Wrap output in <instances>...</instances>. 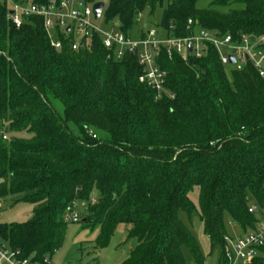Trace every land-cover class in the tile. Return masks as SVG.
Segmentation results:
<instances>
[{
    "label": "trees",
    "instance_id": "obj_1",
    "mask_svg": "<svg viewBox=\"0 0 264 264\" xmlns=\"http://www.w3.org/2000/svg\"><path fill=\"white\" fill-rule=\"evenodd\" d=\"M197 1L166 0L163 31L186 36L193 19L234 40L264 35V0H214L202 9ZM162 3L108 0L102 14L129 36L138 15ZM232 4L242 8H213ZM7 15L0 0V198L21 194L34 206L30 220L0 224V237L17 258L45 264L63 244L65 209L88 202L94 188L95 203L81 219L100 226V246L118 223L131 225L129 236L137 240L121 264H186L183 246L202 264L177 218L178 210H192L194 187L203 232L212 249L221 247L220 261L225 213L243 233L255 229L264 216V78L250 62L241 70L225 67L212 47L186 60L161 54L174 97L156 100L139 82L136 58H115L98 35L77 50L60 35L56 49L41 17L27 16L16 27ZM7 129L31 136L2 139ZM248 264H264V247Z\"/></svg>",
    "mask_w": 264,
    "mask_h": 264
},
{
    "label": "built area",
    "instance_id": "obj_2",
    "mask_svg": "<svg viewBox=\"0 0 264 264\" xmlns=\"http://www.w3.org/2000/svg\"><path fill=\"white\" fill-rule=\"evenodd\" d=\"M4 1L8 8V20L16 27H19L23 18L27 16L41 17L50 44L56 49L62 47L60 35L71 40L72 50H77L83 42L98 35L102 46L115 58H121L127 54L133 55L142 67L139 82L154 91L156 100L163 96L174 97L165 87L167 72L158 63L161 54H165L169 60L173 55L186 60L189 56L200 58L208 47H212L216 50L223 66L241 70L246 62H250L258 75L264 78V49H262L264 35L255 37L254 42L250 41L253 35H241L238 40H234L230 34L210 31L203 28L197 20L188 19L186 36L165 33V37L158 38L156 32L150 29L146 31L144 37L133 40L121 30H115L113 27L104 30L96 24L97 19H94L92 11L94 2L91 6H87L81 0H50L45 4H35L30 1ZM229 56L234 57V63L230 62ZM5 138L2 134V139ZM78 203L79 201H74L65 209L63 213L65 223L80 221L81 215L77 211ZM94 203L95 200L90 204ZM248 211L254 213L257 209L255 206H250ZM262 247H264V216L259 219L254 230L245 232L234 239L229 236L224 237L220 264H248L261 255ZM43 262L50 264L48 258H45ZM0 264L36 263L29 258H17L16 253L12 252L0 237Z\"/></svg>",
    "mask_w": 264,
    "mask_h": 264
},
{
    "label": "rangeland",
    "instance_id": "obj_3",
    "mask_svg": "<svg viewBox=\"0 0 264 264\" xmlns=\"http://www.w3.org/2000/svg\"><path fill=\"white\" fill-rule=\"evenodd\" d=\"M107 5L108 0H98ZM214 0H199L196 8H208ZM93 2L86 3L91 6ZM166 7V0H163L161 6H156L152 12L146 7L134 20L129 30V36L133 40L140 38L142 33L147 30H154L156 37H165V32L161 26L163 9ZM222 13H227L231 9H240L242 5L232 4L227 7H213ZM66 11V10H64ZM65 13V12H64ZM102 29L114 28L119 29L117 19L106 22L103 14L95 20ZM56 111L62 112L59 103L55 104ZM73 133L77 134L78 130L73 124H69ZM4 135L10 140L12 138H29L31 134L27 132H16L7 129ZM22 195H8L0 198V224L21 223L32 218L34 206L21 201ZM192 203V210L186 212L178 210L177 218L181 221L187 230L193 236L196 246L202 257V264H220L221 247L217 246L213 249L209 240L203 232V224L199 216L198 208V188L194 187L188 194ZM97 198V191L92 190L87 203H78V213L83 217L86 215V207ZM224 231L226 236L236 238L241 233L239 226L234 223L226 213L223 216ZM131 225L126 223H118L115 225L113 232L105 246H100L99 238L101 229L99 225L92 226L80 219L76 223H67L64 240L62 246L51 256L48 257L50 264H121L129 255L130 251L136 246L137 240L129 236ZM182 254L186 264H197L189 249L182 247Z\"/></svg>",
    "mask_w": 264,
    "mask_h": 264
},
{
    "label": "water",
    "instance_id": "obj_4",
    "mask_svg": "<svg viewBox=\"0 0 264 264\" xmlns=\"http://www.w3.org/2000/svg\"><path fill=\"white\" fill-rule=\"evenodd\" d=\"M103 8H104V2L97 1V2L93 3L92 11H93L94 19H98L100 17ZM67 30H69V28H67ZM250 41L254 42L255 41V37L251 36L250 37ZM229 60H230L231 63H234V57L233 56H229Z\"/></svg>",
    "mask_w": 264,
    "mask_h": 264
},
{
    "label": "crops",
    "instance_id": "obj_5",
    "mask_svg": "<svg viewBox=\"0 0 264 264\" xmlns=\"http://www.w3.org/2000/svg\"><path fill=\"white\" fill-rule=\"evenodd\" d=\"M242 234H243V232L241 231V233H240V235H238V237L241 236ZM233 239H234V238H233Z\"/></svg>",
    "mask_w": 264,
    "mask_h": 264
}]
</instances>
